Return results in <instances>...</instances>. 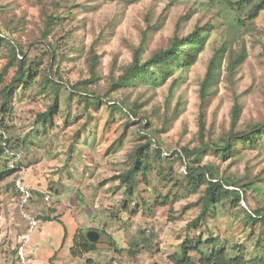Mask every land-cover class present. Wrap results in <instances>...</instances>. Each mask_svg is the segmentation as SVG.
I'll use <instances>...</instances> for the list:
<instances>
[{
	"label": "rangeland",
	"instance_id": "rangeland-1",
	"mask_svg": "<svg viewBox=\"0 0 264 264\" xmlns=\"http://www.w3.org/2000/svg\"><path fill=\"white\" fill-rule=\"evenodd\" d=\"M54 1L58 0H0V27L19 23L13 37L30 58L42 57L44 64L48 54L40 42L42 8L54 11ZM72 4L74 16L62 28L65 33L60 31L61 36H67L68 48L59 51L67 52L72 61L63 62L60 69L69 84L89 79L88 61L94 50L100 57V82L91 90L99 96L107 93L133 61L147 29L144 59L169 47L176 34L182 38L207 24H213L215 31L188 70L175 71L161 86L140 84L108 97L131 108L141 106L133 120L120 114L113 117L107 107L94 103L85 111L84 101L62 93L71 101L68 110L61 112L53 127H42L38 115L52 103L54 91L35 84L30 91L19 93L9 121L11 129L0 134V143L2 137L12 139L14 151L21 153L25 185L45 194L38 193L22 207L16 188L19 174L15 172L0 183V264H21L18 248L30 228L22 208L39 220L25 247L26 257L34 259V264H86L88 259L93 264H173L170 258L180 251L189 233L203 231L207 239L209 230L221 246H244L249 264H264V221L246 222V211L264 209V143L227 160L212 150L205 151L201 164L214 166L220 179L255 185L245 188L246 199L240 204L233 205L230 200L218 207L209 216V229L198 231L188 224L200 214L204 188L195 193L174 187L177 180L184 181L186 166L177 156L171 157L182 147L193 150L224 138L231 130L237 101L241 106L239 130L264 119V12L254 23L244 25L223 0H73ZM181 17L185 20L178 27ZM223 47L217 81L203 106L201 84L213 57ZM242 54L245 61L230 73V62ZM7 62L3 49L0 74ZM13 75L12 69L7 80ZM201 114L203 135L199 131ZM147 122L153 134L151 149L160 147L163 158L169 157L170 162L155 161V166L164 169L166 179L155 170L148 177L139 176L138 190L130 197L114 178L130 168L131 154L145 142ZM80 229L101 236L97 251L74 258L71 249ZM257 246L263 248L255 259Z\"/></svg>",
	"mask_w": 264,
	"mask_h": 264
},
{
	"label": "trees",
	"instance_id": "trees-1",
	"mask_svg": "<svg viewBox=\"0 0 264 264\" xmlns=\"http://www.w3.org/2000/svg\"><path fill=\"white\" fill-rule=\"evenodd\" d=\"M73 0L54 1V11L42 8V24L40 42L47 47L48 54L47 63L44 64L42 57L30 58L27 50L18 42L13 35L19 29V23L15 27L7 24L0 27V53L5 49L7 51L8 62L0 74V134H7L11 127L9 126L10 118L14 116L15 105L19 93L30 91L35 84L42 85V89L48 91L53 90V101L47 110L38 115L37 123L42 127H53L57 122L59 115L63 110H68V103L62 96V93H68L79 98L83 102L85 111L91 103L97 106H104L109 109L111 116L116 114L125 115L133 120L138 117L141 106L131 108L126 102H112L107 100L114 92L134 88L140 84L150 86H161L164 81L172 76L177 70H188L197 61L198 53L202 51L211 38V33L215 31L213 24H207L204 27L197 26L195 30L185 37L180 38L177 34L174 36L169 47L159 49L149 58L144 59L146 45L148 42V29L143 33L140 45L135 49L133 61L126 66L116 80L112 82L109 90L104 96H99L93 92L91 88L100 82L98 67L100 65V57L92 50V56L88 61L90 78L80 81L76 84H69L64 81L60 65L63 62H71L67 52L68 48L67 36H61L65 32L63 27L67 22L72 20ZM138 0H130L134 3ZM165 1V0H157ZM227 7L232 10L237 21L244 25L254 23L258 17L264 12V0H223ZM185 17H181L178 27L184 22ZM150 30V27H149ZM63 34H61V32ZM224 47L218 50L213 57L205 79L201 84V100L203 106L209 97V89L217 81L219 73V55L224 51ZM244 54L236 56L230 62L229 71L233 73L245 61ZM14 70V75L7 80V74L10 70ZM70 107V106H69ZM71 109V108H69ZM64 111V112H65ZM68 113V112H67ZM69 116V113L67 114ZM90 119L91 113L87 114ZM241 115V106L237 101L232 113V125L230 132L219 142L213 145L204 144L201 148L191 150L188 147H182L178 151L171 154V157L177 156L186 166L184 181H176L174 187H181L189 192H198L204 188L203 195L200 197L201 209L199 216L188 224V228L194 231L200 229H209L208 219L215 210L226 205L227 201H232L233 205L246 199V187L254 188V183L241 184L231 179H220L216 174L214 166L203 165L202 156L207 150L214 151L223 160L236 157L243 150L254 149L264 143V119L258 123L249 125L244 130L237 128ZM148 118H146L147 120ZM88 120L82 128V132L86 133L90 123ZM148 121V120H147ZM137 124V123H135ZM147 132L144 136V144L137 146L131 154L130 168L116 176L121 185L126 187V193L132 197L138 190L139 176L148 177L152 171H157L163 179L164 169L161 166H155L156 162H170V158H163V151L156 146L151 149L152 139L149 132L150 123L144 125ZM199 131L203 135L205 129L204 114H201L199 121ZM143 137V136H142ZM11 138L2 137L0 143V183L13 176L15 169L10 167V162L14 158L16 152L12 147ZM12 152V153H11ZM15 152V153H13ZM191 163H190V162ZM172 182L173 180H166ZM127 207V208H126ZM128 210V206H125ZM245 210V209H244ZM246 211V210H245ZM46 220H58V217H45ZM264 209L246 211V222L250 225L263 223ZM208 231V230H207ZM203 231L198 234L187 235L181 244L180 251L175 253L170 259L173 264H249L251 260L246 258L247 250L244 246H232L231 248L221 246L220 239L213 236L209 230V237L204 238ZM256 249V258L260 257L261 249ZM98 243H91L87 238V232L80 229L75 235L74 246L71 254L74 258L81 257L85 254L97 251ZM119 251V249H118ZM55 257V256H54ZM92 259H88L86 264H93Z\"/></svg>",
	"mask_w": 264,
	"mask_h": 264
},
{
	"label": "built area",
	"instance_id": "built-area-1",
	"mask_svg": "<svg viewBox=\"0 0 264 264\" xmlns=\"http://www.w3.org/2000/svg\"><path fill=\"white\" fill-rule=\"evenodd\" d=\"M13 156H14V158L10 162V167L12 169H15L16 173L19 174L18 175L19 177L16 181V188L22 196V198H21V204L22 205L21 206L24 207L27 204H29L35 198V195H37L38 193L43 195L45 193L41 190H35L32 188H29L25 185V183H24V179H25L24 178V168L22 166L21 153H16ZM45 198L47 199V201L49 200L48 196H46ZM22 211H23L24 218L29 222L30 228H29V233L27 235H25L21 240V244L18 248V255H19V258L21 260V264H34L32 261V258L26 257L25 247L30 242L32 231L39 226V220H37L35 217L31 216L30 214L26 213L25 208H22Z\"/></svg>",
	"mask_w": 264,
	"mask_h": 264
},
{
	"label": "water",
	"instance_id": "water-1",
	"mask_svg": "<svg viewBox=\"0 0 264 264\" xmlns=\"http://www.w3.org/2000/svg\"><path fill=\"white\" fill-rule=\"evenodd\" d=\"M100 233L97 231H89L87 232V238L91 243H97L100 239Z\"/></svg>",
	"mask_w": 264,
	"mask_h": 264
},
{
	"label": "crops",
	"instance_id": "crops-1",
	"mask_svg": "<svg viewBox=\"0 0 264 264\" xmlns=\"http://www.w3.org/2000/svg\"><path fill=\"white\" fill-rule=\"evenodd\" d=\"M32 260H34V259H32ZM35 261V260H34ZM36 263V262H35Z\"/></svg>",
	"mask_w": 264,
	"mask_h": 264
}]
</instances>
